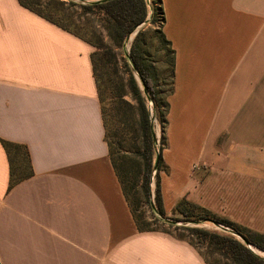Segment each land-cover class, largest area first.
<instances>
[{"label":"crops","instance_id":"1","mask_svg":"<svg viewBox=\"0 0 264 264\" xmlns=\"http://www.w3.org/2000/svg\"><path fill=\"white\" fill-rule=\"evenodd\" d=\"M174 53L164 210L181 199L264 234V0H161ZM92 46L0 0V264H206L138 231L112 167ZM26 147L11 186L2 142Z\"/></svg>","mask_w":264,"mask_h":264},{"label":"trees","instance_id":"2","mask_svg":"<svg viewBox=\"0 0 264 264\" xmlns=\"http://www.w3.org/2000/svg\"><path fill=\"white\" fill-rule=\"evenodd\" d=\"M18 2L30 11L58 25L62 29L75 34L90 44V41L84 39L78 33L73 32L65 25L61 24L51 15V11L58 9V6L60 7L65 4L64 1L48 0L46 6L51 7L52 9L46 14L33 9L26 0H18ZM152 2L156 5V9L159 11L160 25H163L164 16L161 0H152ZM68 5L79 7L83 15L97 16V19H99L102 24V28L106 32L108 40L115 43V45H120L134 31V29L144 21L147 15V7L144 0H78V2L68 0ZM90 26L92 29L96 28V25ZM161 36L164 38V43L167 46H170L169 41L165 39L163 33ZM141 43V31L139 30L130 44L128 55L130 61L129 63L124 62L127 76L120 79L117 74L118 65L117 63H114L111 66L116 73H113V78L111 81H108V84L105 86V84H103V81L106 79L104 76L105 71L104 73L101 71V68L105 65L101 61L104 53L98 42L92 41L91 44L94 46V49L90 54L92 71L100 103L101 117L104 127V140L108 146L109 158L126 202L130 208L136 227L140 232H164L171 234L163 228L156 226L151 227L150 223L142 219V213H137L138 194H140L149 209L150 217L153 220L152 222L155 224L167 223L171 226V222L166 220L167 217L162 201L159 178V172L163 166L161 149L166 145L164 132L165 127L167 126L165 116L168 109V103L160 96L155 87L153 69L145 60V53L142 49ZM171 53L173 55V72L174 53L172 49ZM133 72L136 73L141 82V89ZM118 82H121V85H117ZM124 95L129 96L131 101L124 100ZM147 101L152 103L153 110L156 112V117L158 116L159 118L161 131V144L159 146L155 143V129L152 116L150 115L147 106ZM126 132L129 133V140L133 144L134 152L137 153L139 158L140 167L139 170H137V189L136 178H134L136 177V173L135 176L130 174L126 162L124 161L125 157L119 155L121 150L119 148L122 145L125 135L128 134ZM2 144L8 155L10 167L9 185L11 186L18 180L31 175L32 169L26 147L5 141H3ZM20 150L23 153L26 168L20 169L18 167L20 170L17 174L14 170V158L15 152ZM130 152L132 151H129L128 153ZM155 157H157V165L156 167H153ZM152 176H154L155 179L153 189L151 186ZM151 197H153L154 204L151 202ZM186 204L191 208L200 210L203 214L194 216L192 213L186 211L183 207V202L179 201L171 210L172 213H177L179 215L176 219L198 223L200 220L215 217L213 213L204 208L192 203ZM216 222L232 228L235 226L234 223L228 220ZM177 228L187 231L189 236L195 239L198 243H203L210 254H217L231 264H264V257L253 253L249 248L243 245V243L229 235L199 227L182 225ZM237 231L247 242L259 250L264 251V234L251 231L247 228H242ZM176 237L187 239L190 244L193 245L192 240L188 238L181 236Z\"/></svg>","mask_w":264,"mask_h":264},{"label":"rangeland","instance_id":"3","mask_svg":"<svg viewBox=\"0 0 264 264\" xmlns=\"http://www.w3.org/2000/svg\"><path fill=\"white\" fill-rule=\"evenodd\" d=\"M26 1L33 9L38 10L44 14L49 13V10L52 9L51 7L46 6L48 0H26ZM61 1H64L65 4H63L60 7L58 6V9L51 11V15L57 21L65 25L70 30H72L75 33H78L84 39L90 41V45L92 46V49H94V46L91 44L92 41L98 42V44L102 49V52L104 53V56L101 58L102 63L105 64L104 67L101 68L102 69L101 71L103 73L105 71L104 76L106 77V79L103 81V84H105L106 86L108 84V81H111V79L113 78L114 76L113 73H116L111 66L114 63H117L118 65L117 74L119 78L121 79L122 77L123 78L126 77L127 71L124 66V62L129 63L130 61L128 57L130 44L135 35L131 33L120 45H115V43L108 40L106 32L102 28V24L99 21V19H97V16L83 15L79 7L75 5H68V0H61ZM72 1L78 2V0H72ZM144 1L147 7V15L138 29V31L139 30L141 31V42H142L141 45L145 53V60L153 69L155 87L158 90L160 96L167 101V97L172 91V86H173V72H172L173 55L171 53L170 46H167L164 43V38L161 36L163 33V29H162L163 25H160V21H159L160 14L158 13L159 11L156 9V5L152 2V0H144ZM90 25H96L95 26L96 28L92 29ZM133 73L141 89L142 88L141 82L137 77L136 73L135 72ZM117 85H121V82H118ZM123 99L127 101H131L130 97L127 95H124ZM147 106L150 115L152 116L154 129L157 135L156 137L157 145L159 146L161 144L160 141L161 131L159 125V118L158 116L156 117V112H154L152 103L150 101H147ZM165 119L167 120L166 116ZM164 133L166 138V127ZM129 139H130V135L128 133L125 135L122 145L119 148L121 149L119 155L125 157L124 161L126 162L130 174L135 176L136 173V177L134 178H136V189H137L138 187L137 170H139L140 164H139L138 155L136 152H134L133 144ZM166 144H167V140H166ZM165 147L166 145L164 146V148ZM164 148L161 149V155L163 153ZM129 151L132 152L128 153ZM14 159H15L14 170L15 173L18 174V171L20 169L26 168V165L24 163L23 153L21 150L15 152ZM18 167L20 169H18ZM162 171H164V165L162 166V169L159 172V178L162 175ZM154 181H155L154 176H152L151 179L152 189L154 186ZM179 201H182L185 210L192 213L194 216L203 214L200 210L191 208L188 204H186V203H192L198 206L197 204L187 200L186 198L183 197ZM151 202L153 203V197H151ZM137 208H138L137 213L138 214L142 213V219L150 223L151 227L156 226L159 228H163L175 236H181L192 240V244H193L192 246L198 251V253L204 259L206 264H231V263H229V261H227L226 259H224L223 257L217 254H210L207 247L203 243H198L195 239L189 236V233H187V231H184L177 227L184 225L188 227H199L210 231H216L219 233L229 235L242 243V241L239 238V236L241 235L237 230H240L245 227L235 224V226L238 227L233 226L234 228L233 229L230 226L217 223L216 221L225 220L219 215L214 214L215 216L214 218L200 220L198 221V223L193 224V223L183 222L180 219H176V217L179 216L177 213H172V211H167V212L165 211L167 217L166 220H170L171 222V226H169L167 223L155 224L152 222L153 220L150 217L149 209L140 194H138Z\"/></svg>","mask_w":264,"mask_h":264},{"label":"water","instance_id":"4","mask_svg":"<svg viewBox=\"0 0 264 264\" xmlns=\"http://www.w3.org/2000/svg\"><path fill=\"white\" fill-rule=\"evenodd\" d=\"M140 25H141V24H140ZM140 25H138V26L134 29V31L132 32V34L135 35V34L137 33V31H138ZM156 137H157V135H156V131H155V143L157 144V138H156ZM156 165H157V157H155V159H154L153 167H156ZM167 221L170 222V220H167ZM183 222H186V223H193V224L196 223V222H188V221H183ZM221 227H223V226H221ZM239 238H240V240L242 241L243 245H245L247 248H249L253 253L259 255L258 253H256L255 251H253V250L250 248V245H252V244H250L249 242H247L242 236H239ZM261 251H262V250H261ZM263 252H264V251H263ZM259 256H261V255H259ZM261 257H264V256H261Z\"/></svg>","mask_w":264,"mask_h":264},{"label":"bare ground","instance_id":"5","mask_svg":"<svg viewBox=\"0 0 264 264\" xmlns=\"http://www.w3.org/2000/svg\"><path fill=\"white\" fill-rule=\"evenodd\" d=\"M250 248H251L253 251H255L256 253H258L259 255L264 256V252L261 251V250H259V249L256 248L255 246L250 245Z\"/></svg>","mask_w":264,"mask_h":264}]
</instances>
